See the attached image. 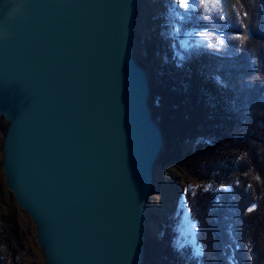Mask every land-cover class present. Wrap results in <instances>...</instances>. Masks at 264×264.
Listing matches in <instances>:
<instances>
[{
  "label": "water",
  "instance_id": "obj_1",
  "mask_svg": "<svg viewBox=\"0 0 264 264\" xmlns=\"http://www.w3.org/2000/svg\"><path fill=\"white\" fill-rule=\"evenodd\" d=\"M138 0H0L1 169L46 264H141L165 140L135 59Z\"/></svg>",
  "mask_w": 264,
  "mask_h": 264
},
{
  "label": "trees",
  "instance_id": "obj_2",
  "mask_svg": "<svg viewBox=\"0 0 264 264\" xmlns=\"http://www.w3.org/2000/svg\"><path fill=\"white\" fill-rule=\"evenodd\" d=\"M223 1L217 23L198 12L186 23L230 32L233 38L220 49L193 47L180 59L154 38L146 60L134 51L149 77L153 118L163 129L156 164L180 162L198 180L212 181L184 196L200 251L174 247L175 232L165 221L156 236L146 229L141 264H264V0ZM237 33L245 38L234 39ZM154 54L165 60L150 62ZM188 140L196 143L182 152ZM13 219H4L0 242L15 261Z\"/></svg>",
  "mask_w": 264,
  "mask_h": 264
},
{
  "label": "rangeland",
  "instance_id": "obj_3",
  "mask_svg": "<svg viewBox=\"0 0 264 264\" xmlns=\"http://www.w3.org/2000/svg\"><path fill=\"white\" fill-rule=\"evenodd\" d=\"M223 7L224 1L222 0ZM194 12V13H193ZM198 12L210 24L217 23L216 18L223 13L213 11L208 13L199 6L198 0H189L188 9L180 6L179 0H138L135 21V49L134 51L147 59L146 44L154 38L168 43L171 53L178 58L185 56L193 47H208L220 49L233 38L228 31L211 28H199L186 25L191 22L192 15ZM201 31H214L221 41H208L198 35ZM150 62L161 63L164 57L154 54ZM181 59V58H180ZM151 64V63H150ZM8 121L0 116V230L4 219L13 217L17 223V231L10 236L13 248L17 251L14 261L6 242H0V261L3 264H46L41 248L36 239V227L28 214L19 207L6 185V179L1 169L3 158L2 142ZM196 141L188 140L180 144L182 152L193 148ZM154 186L146 202V229L150 235H158L165 221L175 232L173 245L176 248L190 246L198 253L196 242V225L189 217L185 200V189L195 186L210 188L211 180H198L192 170L180 162L160 163L154 166Z\"/></svg>",
  "mask_w": 264,
  "mask_h": 264
},
{
  "label": "snow or ice",
  "instance_id": "obj_4",
  "mask_svg": "<svg viewBox=\"0 0 264 264\" xmlns=\"http://www.w3.org/2000/svg\"><path fill=\"white\" fill-rule=\"evenodd\" d=\"M179 4L182 8L184 9H188L189 7V0H179ZM198 4L200 7H202L203 9H205L208 13H212L213 11H216L218 13H223L224 11V7H223V3L222 0H198ZM245 16L247 15V13L244 14ZM198 35L208 41H221V37L214 31H201L198 33ZM245 37L243 36L242 33H237L234 36V39L236 40H242ZM195 187H199L198 185ZM210 187V186H209ZM189 191V189H185V193H187ZM254 210V206L253 208H249L248 211L251 212Z\"/></svg>",
  "mask_w": 264,
  "mask_h": 264
},
{
  "label": "clouds",
  "instance_id": "obj_5",
  "mask_svg": "<svg viewBox=\"0 0 264 264\" xmlns=\"http://www.w3.org/2000/svg\"><path fill=\"white\" fill-rule=\"evenodd\" d=\"M5 15L12 19L25 16L26 13L23 0H13L12 6L8 8ZM9 35L10 34L6 28H0V39H7Z\"/></svg>",
  "mask_w": 264,
  "mask_h": 264
},
{
  "label": "built area",
  "instance_id": "obj_6",
  "mask_svg": "<svg viewBox=\"0 0 264 264\" xmlns=\"http://www.w3.org/2000/svg\"><path fill=\"white\" fill-rule=\"evenodd\" d=\"M0 258L2 259L3 258V256H2V253H1V255H0ZM3 262V261H2ZM1 261H0V264H3Z\"/></svg>",
  "mask_w": 264,
  "mask_h": 264
}]
</instances>
